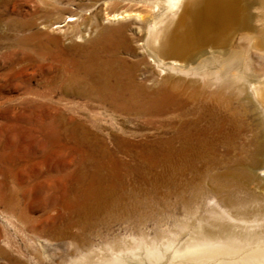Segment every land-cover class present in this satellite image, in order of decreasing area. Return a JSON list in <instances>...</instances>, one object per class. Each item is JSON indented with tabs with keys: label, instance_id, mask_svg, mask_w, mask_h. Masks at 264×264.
I'll use <instances>...</instances> for the list:
<instances>
[{
	"label": "bare ground",
	"instance_id": "bare-ground-1",
	"mask_svg": "<svg viewBox=\"0 0 264 264\" xmlns=\"http://www.w3.org/2000/svg\"><path fill=\"white\" fill-rule=\"evenodd\" d=\"M82 1L0 0V49L13 57L21 55V48H35L39 37L61 30L54 27L68 17L75 22L65 29L80 22L82 30L96 33L98 29L90 24L106 11L118 23L100 29L97 40L89 41L85 59L73 62L70 70L65 67L60 89L97 103L95 113L89 112L93 119L165 114L155 136L131 146L137 150L131 148V161L139 169L147 162L161 166L168 197L174 195L186 209L191 210L195 201H199L197 209L203 208L200 200H206L204 218L179 224V232H186L188 238L175 249L176 258L196 264H264V0H258L263 11L255 17L244 0H159L161 6L157 2L153 7L150 0ZM134 1L142 7L137 9ZM26 6L30 10L23 9ZM131 28L141 37L138 42L128 34ZM122 53L132 56V63ZM141 66L161 77V86L140 84ZM82 108L87 109V104ZM69 129L87 163L84 160L76 168V180L69 179L76 193L66 188L63 203H74L87 213L93 202L104 200V167L107 157H114L82 124ZM245 133L248 139L242 140L239 136ZM116 146L130 150L125 141ZM90 166L92 174H88ZM68 223L69 229L80 228L81 233L59 230L56 239L70 237V245L84 252L67 264H131L143 254L138 253L142 245L144 256L160 254V243L146 235L136 241L120 239L108 249L95 247L83 235L87 221ZM175 240L170 235L162 244L172 245ZM217 257L221 259L212 262Z\"/></svg>",
	"mask_w": 264,
	"mask_h": 264
},
{
	"label": "rangeland",
	"instance_id": "rangeland-1",
	"mask_svg": "<svg viewBox=\"0 0 264 264\" xmlns=\"http://www.w3.org/2000/svg\"><path fill=\"white\" fill-rule=\"evenodd\" d=\"M157 2L161 6L159 0H150L148 4L153 7ZM82 3L88 4V1ZM133 3L137 9L142 7L139 1ZM244 4L252 10L253 17L261 13L258 0H244ZM26 8L30 10L28 6L23 7ZM99 13L90 24L98 29L96 33H88L87 29H83V33L80 22L65 29L67 23L75 22L73 17H68L54 27L61 30L39 37L35 48H21V55L13 57L10 51L0 49V264H67L84 252L70 245V237L56 239L59 230L81 233L80 228H68L70 220L89 223L83 235L95 247L108 249L115 241H136L143 235L160 243L158 256H144L145 246L142 245L138 253L143 254L135 257L131 264H196L176 258L175 249L188 238L186 232H179L178 226L184 220L195 223L199 218H204L207 213L206 200H200L203 208L197 209L199 201H195L190 206L191 210L186 209L180 199L174 195L168 197L161 166H151L152 163L147 162L139 169L131 161V146L155 136L156 128L164 120L165 114L160 117L101 115L93 119L89 112L95 113L97 103L63 93L60 89L59 82L65 81V67L70 70L73 62L85 59V51L91 48L89 41L97 40L100 29H110L118 23L108 17L106 11ZM135 24L140 27V24ZM128 34L135 41L141 38L135 34L134 28ZM132 42L137 48L138 41ZM122 55L132 63V56L128 57L126 53ZM141 67L142 75L137 79L140 84L147 83L145 86L149 88L161 86V77ZM83 104H87V109L82 108ZM77 122L88 132L98 135L114 157V160L107 157L108 167H104L107 168L104 173V180L107 181L105 186L102 185L104 200L93 202L87 213L79 211L74 203H63L67 198L66 188L72 191V180L69 179L76 180L75 173L79 172L81 162L86 158L84 150L76 149L80 145L71 138V129L66 130L67 126L72 127ZM245 134L239 137L248 139V133ZM119 141L129 144L130 150L120 146L123 149L120 151V147L118 149L116 146ZM132 149L137 153L136 148ZM92 172L90 166L88 174ZM92 180L88 179L90 185ZM170 235L176 239L175 242L164 246L162 243L169 240ZM218 248L228 250L227 247ZM218 259L221 258L217 257L212 262Z\"/></svg>",
	"mask_w": 264,
	"mask_h": 264
}]
</instances>
